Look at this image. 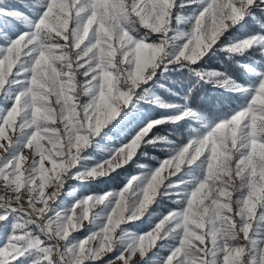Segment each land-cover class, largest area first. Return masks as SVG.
I'll return each instance as SVG.
<instances>
[{
    "label": "snow or ice",
    "instance_id": "1",
    "mask_svg": "<svg viewBox=\"0 0 264 264\" xmlns=\"http://www.w3.org/2000/svg\"><path fill=\"white\" fill-rule=\"evenodd\" d=\"M248 17L259 28L231 39ZM216 51L264 55V0H0V264H264V63L243 65L244 83L193 67ZM177 66L245 102L215 122L182 108L145 124L135 106L160 103L150 82ZM189 119L199 126L159 167L65 204L69 181L110 177L157 143L153 129ZM89 149L108 158L89 167ZM164 198L177 207L157 214ZM101 217L99 232L73 235Z\"/></svg>",
    "mask_w": 264,
    "mask_h": 264
},
{
    "label": "rangeland",
    "instance_id": "2",
    "mask_svg": "<svg viewBox=\"0 0 264 264\" xmlns=\"http://www.w3.org/2000/svg\"><path fill=\"white\" fill-rule=\"evenodd\" d=\"M195 7L196 6L193 5V6L187 8L185 10H180V11H182L183 20H184V22H182L179 25L181 30L186 31V30L190 29V19H191V16L193 15V9ZM249 18H251V17L247 18L248 22H249ZM253 28L248 26V23H247L246 27H244V28H241V26L238 24L233 29L230 30L229 35H230L231 39H233V40L243 39L244 36H246V35L250 36V35L254 34L256 27H253ZM257 53H259V55H262L260 51H258ZM215 55L218 56L217 51L214 55L212 52H209L203 58V60H201L200 62L204 63L206 66L209 67L211 60H208V59L210 58V56H215ZM262 56L264 58V55H262ZM248 60H249L248 57L244 58L242 60L243 61L242 64H240V65H242V66L243 65H251V64H254L256 62V59H253V61H251V62H249ZM262 63H264V61H262ZM211 71L221 72V70H219V69H212V68H210V69L205 68V70H203L202 72H211ZM244 72L247 73V75L245 76L246 80L237 79V77H233L231 75H229V76H231L234 80H236L240 83H244L245 81H247L250 78V71L248 69L244 68ZM166 74H168V72L163 73L161 75L160 81H158L154 86H152L151 82H150L149 92L152 94L153 97L158 99L160 101V103L147 104L146 106L141 108V105L145 104V102L143 100H141L140 103L135 106L137 109H141V111L144 113L145 124L147 122L162 119V118L167 117L169 115H174L176 111H178L179 109H182V108H190L195 113L205 117L207 121L215 122L217 118H222L224 115H231L236 110H238L240 108V106L245 102V98L242 95H240L239 93L232 91L228 88L221 87V86H219V84L213 83L211 79H205L207 82L214 84V86H217L218 88H222L223 91L228 92L230 95H232L231 101L234 100L232 111H230V112L226 111L224 114L219 115L216 119L208 118L207 115L191 108L190 105L188 104V101L183 99V97H182V96H184L183 94L173 93L169 87L165 86L166 83L163 80V78H165ZM213 79H215V78H213ZM168 92H170V93H168ZM163 105H172V106H178V107H176V108L164 107ZM183 122H184V125L186 126V130L184 132L187 135H185V136L187 137V140H188L189 138H191V135L193 134L194 129H196L199 125L197 124L196 121H193L191 119L181 121L179 124H181ZM175 125H177V124H165V126H169L170 128H172V130H174ZM140 130H141L140 128H136L131 136H129L128 138L117 139L116 142L111 143L110 146L112 148H118V147L122 146L123 144L130 142V139L133 138L134 135L137 134ZM201 130L203 131V129H201ZM149 135L153 139H157V143H155V144L148 143V144L142 145V147L138 150V153H137V156L141 155L140 158L137 159V156L134 158V160H135L134 163L131 165H128L131 167V169H129V171L123 172L121 180H119L115 184H111L113 178L116 177L117 174L121 173V171L124 170V168L118 170L117 173H113L110 177H105L103 179H93L90 181H83V182L69 181L68 185H66V187H65L64 193H62V199L64 200L65 204L71 205L72 203H74L79 198L86 197L87 195H104V194L109 193V192H119V191L123 190V188L127 185L128 180L132 176H140L143 174H147L149 172V170H154L155 168L159 167L160 164L165 159H167L169 157L170 147L174 144L183 143L181 140H178V137H177L178 135H176V133L174 131H166V132L159 133L158 131H156V128H155V129H153V132L150 133ZM180 136H184V135H180ZM187 140H185V141H187ZM85 154L93 156V158L91 160H86L83 162L85 165H87L89 167L95 166L97 161L101 160L102 158L107 159L108 155H109L108 153H105L103 155V157H101V155L96 154L93 149H89ZM0 155H2V153H0ZM25 155L29 157L28 163L30 164V161H31L30 150L25 149ZM128 166H125V168L126 167L128 168ZM81 183L86 184L87 188L82 189ZM73 189L75 190L74 192H73ZM69 193H71V195H69ZM236 195L238 196L239 194H236ZM25 206H27L26 203H25ZM102 207H103L102 205H98L96 207L90 208L89 209V215L92 216L94 213L100 212ZM152 207L155 208V212L157 214H159V213H166V211L168 209L175 208V207H177V205L175 203H173L172 201L168 200V198H164L159 203V206L153 205ZM80 211L81 210L79 208L76 209L77 214H80ZM156 219H157V217L154 215L151 220H149L147 217H144V218H141V220L133 221L131 223L138 225L139 227L138 228H129V230L133 231V232L146 231L149 229V227L152 223L156 222ZM102 221H103V217H101L100 220H97L95 222V225H92L88 222V220H85L83 222V227L80 228L79 231L73 232V235L80 238V239H84L92 231L99 232V225L101 224ZM104 222H106V221H104ZM121 227H125V225H121ZM117 233H119V229H117ZM3 242H4V235H3V233H0V246H2ZM60 243L63 244L64 242L61 241ZM95 243L98 244L99 240L95 241ZM163 254L164 253L162 251L160 253V255L162 256ZM132 264H142V257L137 256V257L133 258Z\"/></svg>",
    "mask_w": 264,
    "mask_h": 264
},
{
    "label": "trees",
    "instance_id": "3",
    "mask_svg": "<svg viewBox=\"0 0 264 264\" xmlns=\"http://www.w3.org/2000/svg\"><path fill=\"white\" fill-rule=\"evenodd\" d=\"M257 15L259 16V9H257ZM248 26L252 28L256 27V29L259 28V25L254 23L251 18H249ZM217 52L218 56H210L208 59L211 60L209 67L202 62H199L193 67L200 72L205 70V68L219 69L222 73H227L228 75L237 77V79L246 80L245 76L247 73L244 72V68L240 65L243 62L242 60L247 57L249 62L256 59V62L251 64L253 66L262 64V61H264L263 56L257 53L258 51L232 57H230L226 52ZM163 80L166 83L165 86L169 87L173 93L183 94V99L188 101L191 108L207 115L208 118L216 119L219 115L224 114L226 111L230 112L233 110L234 100L231 101L232 95L223 91L222 88H218L217 86H214V84L207 82L206 80H200L194 75L192 69L188 67H173L172 70L166 74ZM185 130L186 126L184 125V122L175 125L174 130L165 125H161L156 128V131L159 133L174 131L176 135H178V140H181L182 142L187 140V137L185 136L187 134L184 132ZM140 156L141 155H138L137 159L140 158ZM129 169H131L130 166H128V168H124L121 173L117 174V176L113 178L111 184H115L121 180L123 172L129 171Z\"/></svg>",
    "mask_w": 264,
    "mask_h": 264
}]
</instances>
